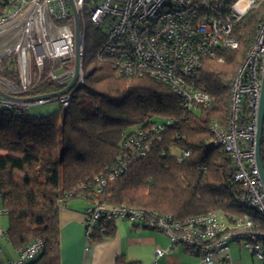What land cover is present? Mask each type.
Here are the masks:
<instances>
[{
	"label": "built area",
	"instance_id": "2783aa9c",
	"mask_svg": "<svg viewBox=\"0 0 264 264\" xmlns=\"http://www.w3.org/2000/svg\"><path fill=\"white\" fill-rule=\"evenodd\" d=\"M262 5L264 0H0V61L7 60L17 79H6L0 69V78L8 84H0L5 92L29 96L26 93L32 87L45 81L62 89L76 75L72 88L58 97L31 102L0 97V107L21 113L52 100L61 108L67 107L72 90L83 83L86 23L102 33L94 54L96 61L109 63L117 75L148 76L166 85L187 111L210 106L215 97L199 75L204 61L222 63L225 50L238 47L234 31L240 20L249 9ZM74 13L79 20L77 51ZM263 58L264 16L232 78L226 123L211 120L208 124L212 143L230 157L232 179L241 188L238 204L257 218L246 213L230 221L218 211H208L178 220L123 203H88L82 213L86 237L100 220L122 219L163 233L170 245H183L197 255L198 264H231L233 241L257 262L264 261V186L256 165ZM172 123L168 118L153 123L150 130L160 132ZM150 145L149 131L139 129L125 138L120 155L139 157L149 151ZM168 150L177 160L188 155L183 148ZM118 171H112L108 178ZM103 183V179L99 181ZM99 184L95 191H99ZM5 214L0 206V217ZM4 237L6 231L0 227V239ZM41 248L42 240L33 239L18 248L16 258L0 260V264H25ZM161 254L157 248L155 257Z\"/></svg>",
	"mask_w": 264,
	"mask_h": 264
},
{
	"label": "trees",
	"instance_id": "16d2710c",
	"mask_svg": "<svg viewBox=\"0 0 264 264\" xmlns=\"http://www.w3.org/2000/svg\"><path fill=\"white\" fill-rule=\"evenodd\" d=\"M263 16L264 5L249 9L234 31L238 47L225 50L222 63L204 61L199 75L215 101L196 111L183 109L166 85L148 76L117 75L109 63L96 61L102 33L89 23L84 41L94 43L93 53L83 57V83L72 90L67 107L58 105L38 116L0 107V206L7 216L5 238L14 248L42 240L40 252L25 264H60L58 210L75 198L123 203L178 220L208 211H218L230 221L246 213L257 218L238 204L241 188L232 179L230 157L212 143L208 124L211 120L226 123L232 78ZM0 66L2 75L16 82L15 70L8 68L6 59ZM59 89L45 81L26 95ZM168 118L173 123L165 129L150 130L153 123ZM139 129L149 131V151L139 157L120 155L125 138ZM169 147L183 148L188 155L177 160ZM260 150L264 163V128ZM117 170L121 171L108 178ZM102 179L104 183L99 184ZM98 223L90 240L113 234V221ZM115 264L139 263L120 256Z\"/></svg>",
	"mask_w": 264,
	"mask_h": 264
},
{
	"label": "crops",
	"instance_id": "0c3cea01",
	"mask_svg": "<svg viewBox=\"0 0 264 264\" xmlns=\"http://www.w3.org/2000/svg\"><path fill=\"white\" fill-rule=\"evenodd\" d=\"M87 204L83 198H75L58 210L60 264H115L120 256L139 264H198L199 257L183 245H170L163 233L127 220L114 221L110 237L90 240L82 224ZM157 248L162 254L155 257ZM236 248L240 252L239 244L230 243L231 264H239L232 252ZM17 250L5 237L0 239V260L16 258Z\"/></svg>",
	"mask_w": 264,
	"mask_h": 264
},
{
	"label": "water",
	"instance_id": "95a60500",
	"mask_svg": "<svg viewBox=\"0 0 264 264\" xmlns=\"http://www.w3.org/2000/svg\"><path fill=\"white\" fill-rule=\"evenodd\" d=\"M74 33H75V46H76V51H77L78 45H79V20H78L76 13H74ZM263 62H264V58H263ZM75 68L77 69V62L75 63ZM75 79H76V75L62 89H59L58 91L51 92V93H46V94H41V95H36V96H14L0 89V97L13 100L16 102H31L38 98H55L69 91L72 88L75 82ZM263 128H264V78H263L262 85H261V93H260V101H259V109H258L257 133H256V165H257L260 179L264 186V165L262 163L261 150H260Z\"/></svg>",
	"mask_w": 264,
	"mask_h": 264
},
{
	"label": "rangeland",
	"instance_id": "374dc122",
	"mask_svg": "<svg viewBox=\"0 0 264 264\" xmlns=\"http://www.w3.org/2000/svg\"><path fill=\"white\" fill-rule=\"evenodd\" d=\"M84 55L85 57H89L93 51V46L94 43L93 42H86L84 41ZM1 69V66H0ZM1 76L2 73H1ZM4 77V76H3ZM2 90H4V88L0 87ZM5 91V90H4ZM58 107V103L54 100L49 101V102H45L43 104H39V105H35L27 110L24 111V114L26 116H38V115H43V114H47L49 112L54 111L56 108ZM6 226H7V216L3 215L0 218V227L4 230H6ZM233 245H235L237 242L233 241L231 242ZM238 244V243H237ZM233 254L235 255L234 258L238 261L239 264H261L259 262H257L250 254L248 251H246L245 249L240 250V252L237 250V248L235 250L232 251Z\"/></svg>",
	"mask_w": 264,
	"mask_h": 264
},
{
	"label": "bare ground",
	"instance_id": "6f19581e",
	"mask_svg": "<svg viewBox=\"0 0 264 264\" xmlns=\"http://www.w3.org/2000/svg\"><path fill=\"white\" fill-rule=\"evenodd\" d=\"M0 84L2 85H8L7 82H5L3 79L0 78Z\"/></svg>",
	"mask_w": 264,
	"mask_h": 264
}]
</instances>
